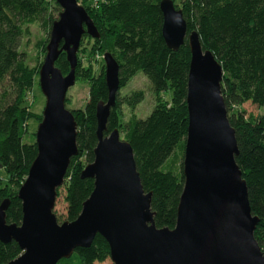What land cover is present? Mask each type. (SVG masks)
Segmentation results:
<instances>
[{
    "label": "trees",
    "instance_id": "1",
    "mask_svg": "<svg viewBox=\"0 0 264 264\" xmlns=\"http://www.w3.org/2000/svg\"><path fill=\"white\" fill-rule=\"evenodd\" d=\"M161 0H99L81 5L99 35L90 39L89 51L109 53L118 65V91L138 72L155 98L144 119L133 111L143 100V91L119 96L106 120L103 137L116 130L131 148L135 169L145 194L150 193V211L157 229H172L183 186L182 154L187 127L185 108L189 52L186 37L194 32L203 51L220 65V93L227 120L234 131L237 154L234 162L246 185L250 214L258 218L253 238L264 249V115L246 114L240 107H264V0H171L186 26V36L177 51L166 48L161 38ZM78 4V0H76ZM53 0H0V204L8 200L5 222L20 225L21 203L16 191L36 157L34 133L25 134L30 118L24 106L39 67L30 68L20 51L29 26L49 33ZM86 36V35H83ZM82 36V37H83ZM63 54H60L62 56ZM77 65H79L77 58ZM78 67V66H77ZM170 91V101L161 94ZM103 75L92 80L82 110L72 114L76 123L77 155L69 161L62 191L64 222L74 221L82 203L93 190V180L81 178L93 161L96 146L95 107L106 101ZM128 117L121 122V109ZM59 190H57L58 192ZM21 254L13 241L0 242V264ZM56 264H111L105 241L98 235L87 248L74 250Z\"/></svg>",
    "mask_w": 264,
    "mask_h": 264
},
{
    "label": "water",
    "instance_id": "2",
    "mask_svg": "<svg viewBox=\"0 0 264 264\" xmlns=\"http://www.w3.org/2000/svg\"><path fill=\"white\" fill-rule=\"evenodd\" d=\"M53 1L61 12L51 24L37 73L44 107L34 133L36 157L16 194L19 226L5 222L8 200L0 204V242L13 241L21 252L8 264H56L89 247L96 235L107 244L111 264H264V252L253 238L258 218L250 214L246 185L234 162V131L220 93L222 70L194 32L186 37L187 127L174 227L154 226L151 194L142 189L128 143L116 130L103 137L119 88L118 65L109 53L102 55L107 96L95 107L93 161L80 174L93 180V190L74 221L57 223V190L77 155L76 123L64 107L65 94L74 84L81 37L99 35L76 0ZM158 7L163 43L177 51L186 36L181 12L171 0H161ZM60 54L69 68L65 76L54 67Z\"/></svg>",
    "mask_w": 264,
    "mask_h": 264
},
{
    "label": "rangeland",
    "instance_id": "3",
    "mask_svg": "<svg viewBox=\"0 0 264 264\" xmlns=\"http://www.w3.org/2000/svg\"><path fill=\"white\" fill-rule=\"evenodd\" d=\"M106 1V0H104ZM176 4L179 0H175ZM78 5L89 6L90 4H98L99 0H78ZM58 7V6H57ZM61 12L60 8L58 10L52 11V19L57 20L58 14ZM49 39V33L42 31L38 26H29L26 35L23 37L20 45V51L25 54L26 63L30 68L40 67L45 55V46ZM90 46V39L88 36H83L80 39L79 47L77 50V58L79 59L77 65L74 69V84L67 89L65 94L64 107L66 110L72 114L78 110H82L84 104L88 99L89 86L93 79H95L99 74H104V65L102 61V56L91 51L88 52ZM54 67L60 70L63 76L67 75L69 68L65 61L64 55L59 56L54 63ZM39 70V69H38ZM38 73V72H37ZM143 91L144 96L140 104L136 106L133 113L136 118L144 119L150 113L154 106L155 98L149 92L147 86V81L141 73H137L132 77L126 84V86L119 90V96L122 97L127 95L131 91ZM170 91L162 93L161 96L166 102L170 101ZM26 110L31 112L32 115H38L40 119L35 121V118H30L25 126V134L35 133L37 124L41 120V113L44 107V98L42 97L38 85H37V74L35 76V82L33 88L27 94V99L25 100ZM240 109H242L246 114L259 117L264 115V107L257 108L250 104H243ZM128 110L126 108L121 109V122H124L128 117ZM121 139V135H119ZM0 180L4 183L7 181V176L0 171ZM6 181V182H5ZM57 192L53 214L58 224L64 222L65 215V201L64 193L62 191V186ZM18 191V190H17ZM16 191V193H17ZM264 252V249L260 250Z\"/></svg>",
    "mask_w": 264,
    "mask_h": 264
}]
</instances>
